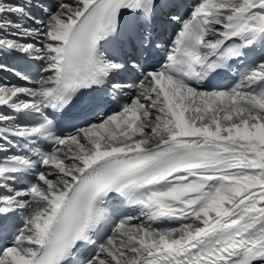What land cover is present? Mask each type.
I'll list each match as a JSON object with an SVG mask.
<instances>
[{
	"label": "snow or ice",
	"instance_id": "obj_1",
	"mask_svg": "<svg viewBox=\"0 0 264 264\" xmlns=\"http://www.w3.org/2000/svg\"><path fill=\"white\" fill-rule=\"evenodd\" d=\"M0 264H264V0H0Z\"/></svg>",
	"mask_w": 264,
	"mask_h": 264
}]
</instances>
